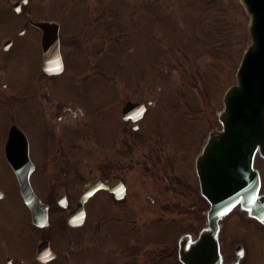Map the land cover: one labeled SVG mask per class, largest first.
<instances>
[{
    "label": "rangeland",
    "instance_id": "obj_1",
    "mask_svg": "<svg viewBox=\"0 0 264 264\" xmlns=\"http://www.w3.org/2000/svg\"><path fill=\"white\" fill-rule=\"evenodd\" d=\"M29 1L26 9L33 19L62 25L60 41L67 67L80 71L97 67L102 81L124 82L123 97L152 102L142 122V136L162 135L168 151L174 149L171 139L183 151L191 147L188 144L198 132L204 134L218 127L222 94L236 82V69L250 43V18L241 0ZM8 17L1 14L0 25L6 24ZM19 17L14 15L15 19ZM14 24L17 26V22ZM39 53L33 34L12 51L5 67L13 73L15 85L34 78ZM106 97L105 89L94 84L86 99L100 103ZM7 113L0 111V127ZM12 113L32 138L34 156H39V119L25 105ZM103 120L104 124L110 121L104 116ZM96 123L101 136L104 124L100 119ZM257 158L255 163L262 160ZM179 173L175 169L174 174ZM128 177L133 187L137 186V177L144 183L148 178L139 168L131 169ZM0 187L10 195L8 203L0 202V219L12 218L15 230L24 206L1 162ZM136 203L153 212L143 211L139 216L130 212L122 216L92 214L77 232L67 227L65 218L53 215L49 227L42 231V237L50 235L54 239L51 249L56 259L49 264H177L176 259L174 263L166 261L167 248L173 247L182 233L199 229L197 219L185 215V202L177 196L173 215L147 200L146 192ZM5 225L6 221H0V227ZM39 239V233L32 231L31 243L36 245ZM31 243L15 240L11 250L29 258Z\"/></svg>",
    "mask_w": 264,
    "mask_h": 264
},
{
    "label": "flooded vegetation",
    "instance_id": "obj_2",
    "mask_svg": "<svg viewBox=\"0 0 264 264\" xmlns=\"http://www.w3.org/2000/svg\"><path fill=\"white\" fill-rule=\"evenodd\" d=\"M29 2L0 0V15L9 16L8 22L0 25V111L8 112L0 127V162L7 170L17 197H20L19 185L6 155V144L14 127L19 128L28 141L31 162L27 164L32 168L29 181L41 204L47 206L49 225L53 215L65 218L67 225L69 215L77 209L84 189L92 184L93 190L83 205V225L76 228L67 226L74 232L81 230L92 214L107 212L111 216H122L130 212L139 216L143 211L153 212L150 208L141 209L136 203L144 192L147 200L160 205L169 215L175 212V197L181 198L185 202L182 209L185 215L196 218L199 229L206 226L209 204L201 191L196 161L207 142L208 132H198L188 144L191 147L183 151L171 139L174 149L168 151L162 135L142 136V122L152 105L150 101L145 102L146 111L141 118L136 114L128 119L123 117V108L128 101L143 102L122 96V92H125L122 91L125 90L124 82L102 81L97 67L89 66L87 71H80L67 67L64 59L62 72H45L42 67L41 31L34 25L42 19L32 18V12L26 9ZM14 15L20 16L17 18L19 20ZM31 34L37 37L40 64L34 78L18 86L11 80L13 73L5 67V62ZM94 84L105 89L107 97L103 102L87 101L86 96L91 93ZM24 105L41 123L40 154L37 157L34 156L32 138L20 127L12 113ZM103 116L110 121L104 124ZM98 119L104 124L101 136L96 128ZM86 141L88 145L84 147ZM143 146H148L145 151ZM135 168H139L141 173L145 170L148 178L144 183L141 177H137V186L133 187L128 175ZM254 168L261 177L260 194L264 196V161L255 163ZM175 169L180 170L179 176L174 174ZM144 185H151L152 188ZM0 192V202L8 203L9 193L1 187ZM147 192L152 193L153 197H149ZM262 201L264 203V199ZM22 205L23 216L19 218L15 230L11 227L12 218L0 219L6 221V225L0 227V264H49L56 256L47 263L37 258V249L42 241L49 240L51 247V240H54L50 235L42 237V231L49 226L42 228L33 225L30 211L23 202ZM261 216L251 218L247 211L235 208L219 222L222 264H264V213ZM32 231L40 235L36 245L30 240ZM23 239L31 243L29 258L13 254L11 250L15 240L21 242ZM170 241L172 243L174 240ZM169 248L166 261L174 263L175 244Z\"/></svg>",
    "mask_w": 264,
    "mask_h": 264
},
{
    "label": "water",
    "instance_id": "obj_3",
    "mask_svg": "<svg viewBox=\"0 0 264 264\" xmlns=\"http://www.w3.org/2000/svg\"><path fill=\"white\" fill-rule=\"evenodd\" d=\"M242 1L251 16V42L237 70L236 84L223 97V110L218 117L222 131L210 133L197 161L202 191L205 194V188L210 205L208 225L196 237L190 233L179 237L176 257L180 264H221L218 254V221L236 205L251 210L252 217H263L260 211H264V203L256 200L260 183L256 177L254 179L256 174L252 171V165L256 157L264 159V0ZM35 26L42 32L44 70L48 74L61 72L63 64L59 51V26L49 22H39ZM144 112L142 103L128 102L123 109V117L128 119L136 114L141 118ZM6 154L33 223L46 226L47 207L40 203L29 183L32 168L28 165L31 162L28 142L17 128H13L10 133ZM246 186L252 187L249 189V194L254 196L251 201L244 195L243 188ZM93 187L89 184L84 189L77 209L69 216L70 226L82 225L83 205ZM53 257L49 242H42L38 247L37 258L46 263Z\"/></svg>",
    "mask_w": 264,
    "mask_h": 264
}]
</instances>
